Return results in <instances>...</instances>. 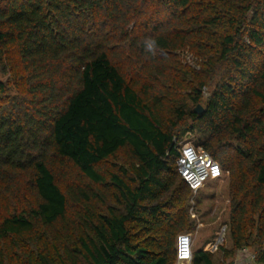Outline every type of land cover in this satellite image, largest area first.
Masks as SVG:
<instances>
[{
    "label": "trees",
    "instance_id": "1",
    "mask_svg": "<svg viewBox=\"0 0 264 264\" xmlns=\"http://www.w3.org/2000/svg\"><path fill=\"white\" fill-rule=\"evenodd\" d=\"M0 75V264H175L196 131L264 264V0H0Z\"/></svg>",
    "mask_w": 264,
    "mask_h": 264
},
{
    "label": "rangeland",
    "instance_id": "2",
    "mask_svg": "<svg viewBox=\"0 0 264 264\" xmlns=\"http://www.w3.org/2000/svg\"><path fill=\"white\" fill-rule=\"evenodd\" d=\"M178 55L186 66L196 71L201 70L202 61L195 57L192 53L186 51L178 53ZM7 78L0 75V82H6ZM219 78L216 79L209 88L204 90V107H206V102L213 93L215 84L219 82ZM200 137L201 134L198 131L193 134H188L184 139H182L179 145L191 144L198 150H202V148L198 146ZM233 145L236 144L233 143ZM230 185V176L228 174H224L222 179L215 182H209L198 193L192 192L191 208L188 212L191 217V221L195 223V230L191 234L194 241V251L203 248L204 251L208 252L210 250V244L215 242L218 238V233H220L222 228L227 226L226 224L229 223L232 212ZM255 235L256 233H254V239ZM254 239L244 250L236 251L232 257L226 258V251H230L232 249V242L227 233V237L225 236V240L222 244L223 247L220 246L217 252L212 253L216 264H254V255L256 254ZM175 264L182 263H178L177 261Z\"/></svg>",
    "mask_w": 264,
    "mask_h": 264
},
{
    "label": "built area",
    "instance_id": "3",
    "mask_svg": "<svg viewBox=\"0 0 264 264\" xmlns=\"http://www.w3.org/2000/svg\"><path fill=\"white\" fill-rule=\"evenodd\" d=\"M178 172L191 188L193 193L201 191L209 182H215L223 178L224 173L216 162L205 151L198 150L191 144L179 146V158L177 160ZM227 232L224 226L215 242L210 244L208 252L215 253L222 246ZM194 257V241L191 234L179 236L177 241L178 263H192Z\"/></svg>",
    "mask_w": 264,
    "mask_h": 264
},
{
    "label": "water",
    "instance_id": "4",
    "mask_svg": "<svg viewBox=\"0 0 264 264\" xmlns=\"http://www.w3.org/2000/svg\"><path fill=\"white\" fill-rule=\"evenodd\" d=\"M195 114L199 116H203L206 112L205 108L202 105H198L196 109L194 110Z\"/></svg>",
    "mask_w": 264,
    "mask_h": 264
},
{
    "label": "clouds",
    "instance_id": "5",
    "mask_svg": "<svg viewBox=\"0 0 264 264\" xmlns=\"http://www.w3.org/2000/svg\"><path fill=\"white\" fill-rule=\"evenodd\" d=\"M154 43V42H153ZM153 43H149L148 47L152 48L153 47Z\"/></svg>",
    "mask_w": 264,
    "mask_h": 264
},
{
    "label": "crops",
    "instance_id": "6",
    "mask_svg": "<svg viewBox=\"0 0 264 264\" xmlns=\"http://www.w3.org/2000/svg\"><path fill=\"white\" fill-rule=\"evenodd\" d=\"M186 264H191V263H186Z\"/></svg>",
    "mask_w": 264,
    "mask_h": 264
}]
</instances>
